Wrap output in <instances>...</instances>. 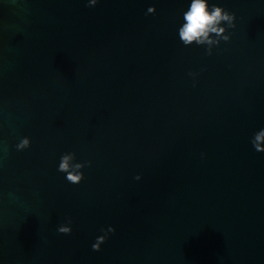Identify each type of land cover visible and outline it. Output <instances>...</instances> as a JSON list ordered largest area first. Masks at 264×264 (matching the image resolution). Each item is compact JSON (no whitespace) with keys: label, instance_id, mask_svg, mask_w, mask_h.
I'll return each mask as SVG.
<instances>
[{"label":"water","instance_id":"1","mask_svg":"<svg viewBox=\"0 0 264 264\" xmlns=\"http://www.w3.org/2000/svg\"><path fill=\"white\" fill-rule=\"evenodd\" d=\"M191 2L0 0V264H264V0Z\"/></svg>","mask_w":264,"mask_h":264},{"label":"clouds","instance_id":"2","mask_svg":"<svg viewBox=\"0 0 264 264\" xmlns=\"http://www.w3.org/2000/svg\"><path fill=\"white\" fill-rule=\"evenodd\" d=\"M95 3L96 0H91L90 6ZM153 12V8L148 9L149 14ZM232 19L233 17L227 11L219 7H213L211 12H209L206 0H192L189 10L184 14L185 23L179 29V38L185 45H191L193 42L211 45L214 41L210 38V34L221 36L224 29L219 27V25L222 22L231 25ZM224 39H227V37H224ZM262 142H264V130L256 133L252 140V145L257 152H264V148L260 146ZM28 144V140L24 139L18 145V148H27ZM73 159L72 154L62 156L59 171L67 173V180L75 184L82 179V175L78 171L82 165H73L71 163ZM59 231L67 233L69 229L60 228ZM94 250H98V246L94 245Z\"/></svg>","mask_w":264,"mask_h":264}]
</instances>
